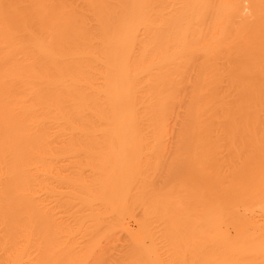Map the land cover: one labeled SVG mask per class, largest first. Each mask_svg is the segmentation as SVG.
I'll return each instance as SVG.
<instances>
[{"label": "bare ground", "instance_id": "bare-ground-1", "mask_svg": "<svg viewBox=\"0 0 264 264\" xmlns=\"http://www.w3.org/2000/svg\"><path fill=\"white\" fill-rule=\"evenodd\" d=\"M0 264H264V0H0Z\"/></svg>", "mask_w": 264, "mask_h": 264}]
</instances>
